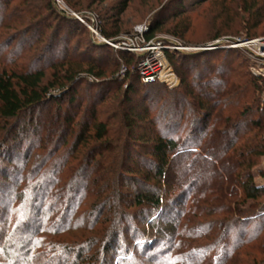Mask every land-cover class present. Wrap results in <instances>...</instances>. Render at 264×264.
Masks as SVG:
<instances>
[{"label":"trees","instance_id":"obj_1","mask_svg":"<svg viewBox=\"0 0 264 264\" xmlns=\"http://www.w3.org/2000/svg\"><path fill=\"white\" fill-rule=\"evenodd\" d=\"M66 1L98 12L107 40L129 3ZM196 6L157 16L143 38L188 21ZM245 12L251 38L261 19ZM71 23L51 0H0V264H264V184L254 183L264 79L246 57L166 51L177 86L135 74L111 94L119 83L94 55L102 47L59 48ZM165 29L179 39L188 31Z\"/></svg>","mask_w":264,"mask_h":264},{"label":"rangeland","instance_id":"obj_2","mask_svg":"<svg viewBox=\"0 0 264 264\" xmlns=\"http://www.w3.org/2000/svg\"><path fill=\"white\" fill-rule=\"evenodd\" d=\"M197 1L201 2L197 4ZM240 1V3L242 4H239V6H237V0H129L125 11L119 16V23L117 25L120 28V32L117 37L111 40H107L102 36L101 37L106 41H113L124 35H131L132 33H134L135 29L138 26L147 27V25L152 23L153 19L159 15L164 14L163 19L166 20L167 18H170L171 15L174 14V12L177 13L179 11V7H184V9L188 11L190 10V7L195 4L197 6L194 8L193 12H190V14H188L190 15L188 21L186 19H183L185 14L187 15V13L177 17L173 20V22L171 20H168L164 22L165 24H162V30H158L152 39L163 42L165 46H169L170 43H177L179 50H167L171 51L172 53H176V55L177 53L181 55H193L198 53H207V51H204V49L217 42H222L225 39H233L235 41H250L256 38L264 37V0H246V2L245 0ZM39 2L40 1L36 2L38 7L42 5ZM51 2L53 4L54 11L58 16L71 20L72 22L71 30L65 29L61 33L59 40L61 38L63 40H66L65 43H59L58 41L59 48H63V45H66L69 49H72L74 45L81 42L84 43V45H86V43H92L97 47H102L101 49L98 48L97 50H95L94 55L95 57H106L105 63L109 68L107 69L106 73L107 80L114 77L113 79L117 80L120 84V86L119 84L113 86L110 93L112 94L115 91L116 87H120L119 92L123 91L126 85L129 83V79L133 78L136 74L134 69L136 64V57L134 55L128 57V54L130 53L115 50L105 42H98L96 40L94 35L86 26L92 25L97 28L96 13L98 15L99 13L95 12L93 8L88 9L84 7H72V4H70L66 0H51ZM120 2L121 0H106L99 6L102 10H105L106 8L113 5H118ZM23 5L25 6V4H22L19 7V10ZM246 10H250L253 15L259 16L261 19V23L257 27L255 35L251 38H245V32L241 30V26L239 24L240 18L245 14L247 15V13L245 12ZM77 18L82 21H79ZM170 23H177V26L180 29L188 28V31L184 34V39H179L171 35L165 29V27H168ZM234 25H236L235 30H239V33L221 34V36L215 39L214 36L217 31H225L226 28H232L234 27ZM51 26V29L46 32L45 39L40 47L48 45V42L46 41H48L53 31V25ZM226 45L227 44L225 43H220V45L209 50V55L206 56V58H204L202 61H205V59H211V57L222 59L224 55H229L230 57H234L235 59H242L243 57H246L243 49L236 48L227 50V48H223ZM85 47L86 46H83L82 48L84 49ZM120 52H125L127 54L123 55V53L121 54ZM121 56H125L124 58H130V63L125 62V59ZM110 73L112 74L110 75ZM152 87L153 90H158V88H156L157 86ZM260 87L263 88L261 97L264 99V83H260ZM139 88L143 91L147 89V87L141 86H139ZM85 90L86 85L84 84L77 88L78 97L75 100V104L78 103L79 98L82 94H86ZM52 94L56 93L52 92ZM66 101L67 99H64L62 101V105H66ZM54 110L55 106L51 105L48 108V113H52ZM193 174L194 171L191 170V177ZM207 176L208 173L204 172V175L201 178L202 182L203 180L205 181L207 179ZM187 179L188 178H186V180ZM254 183L256 185L264 184V155L261 156L258 166L254 170ZM0 211L3 210L1 209ZM0 221L2 222V218L0 219ZM136 223L137 225H141L138 224V222ZM74 235L75 232L70 235L69 239L73 238Z\"/></svg>","mask_w":264,"mask_h":264},{"label":"built area","instance_id":"obj_3","mask_svg":"<svg viewBox=\"0 0 264 264\" xmlns=\"http://www.w3.org/2000/svg\"><path fill=\"white\" fill-rule=\"evenodd\" d=\"M77 19L82 21L79 18ZM86 26L98 42H105L115 50L125 51L136 57L134 69L141 83H160L168 88H173L178 84L177 77L165 54L169 49L179 50L177 43H170L169 46H165L163 42L158 40L146 41L143 38V34L147 31L146 26H138L131 35H124L113 41H106L98 33L97 28L92 25ZM220 43L227 44L223 48L243 49L249 62L250 73L255 77L264 79V37L250 41L225 39L222 42L215 43V45L218 46Z\"/></svg>","mask_w":264,"mask_h":264},{"label":"water","instance_id":"obj_4","mask_svg":"<svg viewBox=\"0 0 264 264\" xmlns=\"http://www.w3.org/2000/svg\"><path fill=\"white\" fill-rule=\"evenodd\" d=\"M215 46H216L215 44L210 45L206 49H204V51H209V50L213 49Z\"/></svg>","mask_w":264,"mask_h":264}]
</instances>
